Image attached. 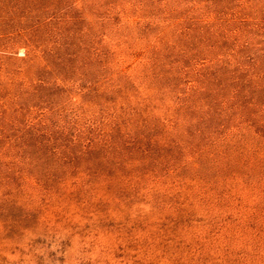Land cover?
<instances>
[{
  "label": "rangeland",
  "instance_id": "rangeland-1",
  "mask_svg": "<svg viewBox=\"0 0 264 264\" xmlns=\"http://www.w3.org/2000/svg\"><path fill=\"white\" fill-rule=\"evenodd\" d=\"M0 264H264V0H0Z\"/></svg>",
  "mask_w": 264,
  "mask_h": 264
}]
</instances>
